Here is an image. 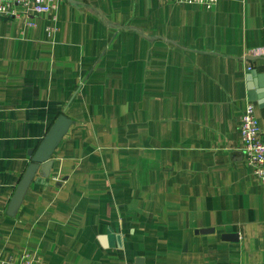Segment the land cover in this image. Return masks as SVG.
I'll list each match as a JSON object with an SVG mask.
<instances>
[{"label":"crops","instance_id":"1","mask_svg":"<svg viewBox=\"0 0 264 264\" xmlns=\"http://www.w3.org/2000/svg\"><path fill=\"white\" fill-rule=\"evenodd\" d=\"M0 16V260L264 264V0H63L56 23ZM54 32L48 33V28ZM48 177L7 208L59 115Z\"/></svg>","mask_w":264,"mask_h":264},{"label":"built area","instance_id":"2","mask_svg":"<svg viewBox=\"0 0 264 264\" xmlns=\"http://www.w3.org/2000/svg\"><path fill=\"white\" fill-rule=\"evenodd\" d=\"M173 5L197 7L211 10L220 0H170ZM231 1V0H227ZM63 0H0V16L18 19V8L23 9L24 26L35 27L34 18L45 15L51 23L57 21V7ZM48 33L54 32V27L47 29ZM242 154L245 165L252 171L256 179L264 184V140L261 137L257 120L254 115L253 105L246 103L238 121ZM0 264H31L29 253L25 252L18 262L11 259L0 260Z\"/></svg>","mask_w":264,"mask_h":264},{"label":"water","instance_id":"3","mask_svg":"<svg viewBox=\"0 0 264 264\" xmlns=\"http://www.w3.org/2000/svg\"><path fill=\"white\" fill-rule=\"evenodd\" d=\"M71 123L70 119H68L65 115H59L41 140L38 147L35 150L28 152L30 163L20 178L10 199L7 208L8 216H13L20 206L22 199L29 185L32 183L37 171H39L42 177H48L51 166V157L58 143L66 134ZM135 264H142V259L137 258Z\"/></svg>","mask_w":264,"mask_h":264}]
</instances>
